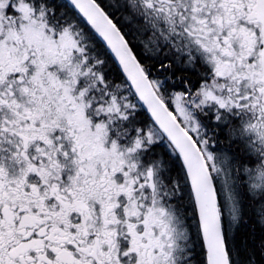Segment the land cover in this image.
Returning a JSON list of instances; mask_svg holds the SVG:
<instances>
[{
  "label": "snow or ice",
  "instance_id": "6c2138e0",
  "mask_svg": "<svg viewBox=\"0 0 264 264\" xmlns=\"http://www.w3.org/2000/svg\"><path fill=\"white\" fill-rule=\"evenodd\" d=\"M0 264H264V0H0Z\"/></svg>",
  "mask_w": 264,
  "mask_h": 264
}]
</instances>
